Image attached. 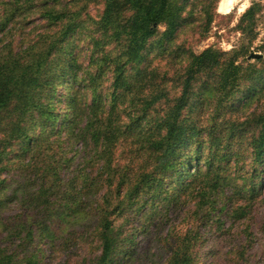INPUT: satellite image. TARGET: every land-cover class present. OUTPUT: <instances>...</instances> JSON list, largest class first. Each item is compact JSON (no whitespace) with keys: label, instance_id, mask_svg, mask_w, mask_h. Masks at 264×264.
<instances>
[{"label":"trees","instance_id":"trees-1","mask_svg":"<svg viewBox=\"0 0 264 264\" xmlns=\"http://www.w3.org/2000/svg\"><path fill=\"white\" fill-rule=\"evenodd\" d=\"M62 1L44 3L37 40L0 52V264H48L44 249L49 257L89 233L98 251L92 264H116L133 251L134 236L123 232L131 215L149 220L180 201L192 205V223L220 227L213 215L224 211L247 218L264 187V109H246L264 96V70L245 74V47L174 50L188 24L193 36L209 31L208 13L191 24L189 0H99L82 55L67 41L81 24L73 4L97 0ZM10 3L0 30L18 14V1ZM253 14L237 26L244 30ZM157 57L180 68L170 77L151 65ZM75 146L82 155L73 162L66 155ZM12 165L16 178L8 177ZM10 204L18 209L11 215ZM198 226L178 238L165 264H193Z\"/></svg>","mask_w":264,"mask_h":264},{"label":"rangeland","instance_id":"rangeland-1","mask_svg":"<svg viewBox=\"0 0 264 264\" xmlns=\"http://www.w3.org/2000/svg\"><path fill=\"white\" fill-rule=\"evenodd\" d=\"M15 1H18L16 4V7L19 8L18 14L14 17L11 15L5 28L0 30V52L12 54L37 40L39 34L44 32V19L41 16L44 3H52L51 0H0V24L6 20L8 16L6 12L14 10V6L10 2ZM68 1H62L63 3L61 2L59 7L67 3L66 6L69 8L70 1ZM177 1L181 3L184 0H175V2ZM30 2L32 9L26 12ZM189 2L185 11L192 9L195 13L191 24H197L199 20L204 23L207 13L212 16L209 31L202 37L193 36L192 32L195 27L188 24L183 28L182 34H179L177 42L174 43L175 46L179 45L178 48H173L174 50H192L198 53L209 46L223 51H231L244 46L248 53L244 57H240L239 61L245 69V74H249V66L264 70V0H189ZM240 4L244 5L241 11L238 9ZM73 5L75 10L82 8L79 17L81 24L75 29L72 37L67 40L70 43V48H68H76L82 55L86 54L87 56L91 47L90 35H93L92 30L96 20L100 18L103 4L102 1L97 0L80 1ZM249 10L253 11V17L251 20L245 18L244 30H241L237 24L240 17ZM202 13L205 15L203 14L204 16L201 17ZM46 29L49 31V29L56 28L47 26ZM163 29L160 26L159 32ZM19 43L22 46L18 47ZM251 53L260 54L262 57L259 60L249 58ZM59 58H61L59 52L52 56L53 60ZM151 65L157 67L160 72L168 70L170 77L174 71L177 72L180 68L175 60H168L167 57H157ZM256 80L258 79L249 80L248 84H253ZM103 83L104 87L109 85L106 81ZM72 88L73 86L70 87L69 92ZM242 89L244 90V88ZM259 107L264 109V96L246 110L251 111L253 108ZM210 111L212 112V109ZM207 117V113H199L196 116L203 127L207 125ZM73 149L75 150L68 152L66 156H74L73 162H76L82 152L79 151L80 146L77 148L75 146ZM245 160L246 163L249 162L248 158ZM81 166L78 164L76 169ZM12 168L8 177L16 178L18 170L15 165H12ZM66 176H71V174L68 173ZM9 181L12 180L9 179ZM14 206L10 204L7 213L14 214L18 210ZM191 206V204L182 203V201L180 204L162 206L159 209L160 212L149 220L139 219L140 216L134 218L135 215H131L129 223L123 227V232L129 234L128 237L131 236L130 234L134 236L132 244L126 243L132 245L133 251L129 253L127 250L126 254L118 257L121 258V261L116 264H165L170 258L178 238L192 235L196 224L199 225L200 240L193 249V264H264V187L255 203L248 207L247 218L238 220L235 217H230L225 211L216 212L213 219L221 220L220 227H217L216 224L212 225L208 220L192 223V218L188 217ZM141 221L144 222L141 223ZM131 226H134V229ZM17 242V239L7 242V248L13 249ZM41 246L46 247L43 244ZM126 246L128 247V245ZM44 250V257L48 264H92L91 259L98 252L96 240L90 233L85 240H82L80 236L72 237L66 247H63L61 251H55L49 257V251ZM19 253L22 256L23 252L19 251Z\"/></svg>","mask_w":264,"mask_h":264},{"label":"water","instance_id":"water-1","mask_svg":"<svg viewBox=\"0 0 264 264\" xmlns=\"http://www.w3.org/2000/svg\"><path fill=\"white\" fill-rule=\"evenodd\" d=\"M259 56H261V55L260 54H257V53H251L250 56H249V58H257Z\"/></svg>","mask_w":264,"mask_h":264},{"label":"bare ground","instance_id":"bare-ground-1","mask_svg":"<svg viewBox=\"0 0 264 264\" xmlns=\"http://www.w3.org/2000/svg\"><path fill=\"white\" fill-rule=\"evenodd\" d=\"M244 8V5L242 4H240V8H238L239 9V11H241L242 9Z\"/></svg>","mask_w":264,"mask_h":264}]
</instances>
